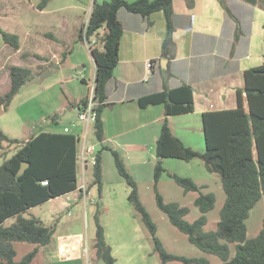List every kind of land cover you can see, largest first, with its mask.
<instances>
[{"label": "trees", "instance_id": "obj_1", "mask_svg": "<svg viewBox=\"0 0 264 264\" xmlns=\"http://www.w3.org/2000/svg\"><path fill=\"white\" fill-rule=\"evenodd\" d=\"M49 0L38 5L43 8ZM256 2L257 0H250ZM192 5L193 0H188ZM121 8L148 16L162 10L167 22L163 40V54L167 55L174 46L173 0H106L95 1L86 24L81 28L79 37L88 41L94 39L101 46H91L96 65L93 99L97 101V117L94 133L100 141L104 139L103 108L107 103V84L119 63V49L123 36V25L118 12ZM0 34L6 43L19 49V35L0 27ZM42 58L41 55H36ZM65 58V57H64ZM35 73L28 67L14 65L10 69L11 85L8 91L0 94V110L7 111L13 98L25 82ZM248 103L243 102L242 91L238 90V103L235 108L207 110L202 113L203 131L206 149L201 152L176 136L170 125L169 116L190 113L195 110L193 88L182 85L165 89L157 94L139 100L142 106L164 104V120L159 134L154 172V188L158 207L169 217L171 223L188 236L189 241L204 252L221 257L216 264H264V225L252 238L247 237V219L251 209L264 194V64L245 71ZM89 98L81 99L72 106L87 103ZM76 133L64 131H40L24 141L17 151L0 165V264H31L41 246L52 243L56 224L47 225L35 215L24 216L32 207L43 204L52 198L65 195L78 188V142ZM19 144L0 129V153L5 143ZM115 163L121 177L130 187L129 201L141 214L142 220L154 240V249L162 263L179 260L184 264H212L205 257H187L168 252L157 236V225L140 199L137 182L127 170L117 150H112ZM176 158L191 161L199 158L211 173H218L226 193L225 202L220 211V219L214 230L206 231L207 212L215 206L213 192H201L192 177L181 176L163 166L164 158ZM100 151L96 154L93 168V183L101 190L102 163ZM29 162L25 172L18 176L22 162ZM163 172L173 178L184 192H199L194 204L201 215L190 222L185 217L190 208L177 201L166 202L159 192L158 182ZM46 181V183H43ZM102 209L97 205L94 214L95 234L93 248L97 259L105 264H115L112 246L106 238L101 223ZM15 217L16 220L5 225ZM16 242H28L35 247L20 260L16 259ZM234 244L235 254L231 257Z\"/></svg>", "mask_w": 264, "mask_h": 264}, {"label": "crops", "instance_id": "obj_2", "mask_svg": "<svg viewBox=\"0 0 264 264\" xmlns=\"http://www.w3.org/2000/svg\"><path fill=\"white\" fill-rule=\"evenodd\" d=\"M55 1L49 0L42 9L38 7L42 0H29L23 6L26 12L21 19L22 29L14 30L20 41L17 52L23 47L34 49L44 44L52 54L49 59L63 55L64 45L79 38L84 24L81 14L88 11L89 20L94 2L106 0H66L61 6L53 3ZM16 4L19 0L10 5L12 10L17 9ZM173 12L174 46L164 55L163 40L167 30L164 12L158 10L143 16L125 8L119 10L123 25L119 63L108 81L107 103L102 113L103 144H112L120 150L130 160L129 171L152 183L157 162L156 145L165 117L164 104L142 106L139 100L165 89L190 85L195 110L170 115L169 125L184 144L203 152L206 143L202 113L235 108L238 90L242 91L243 102L247 104L245 71L264 64L263 0H193L192 5L188 0H173ZM79 126V131L74 132L82 131L83 123ZM166 159H163L166 166L167 162L170 164L167 170L185 173L182 168L187 165L181 159ZM81 169L78 159L77 174L81 175ZM77 189L45 202L52 204L49 214L77 204ZM70 194H73L72 199ZM106 237L111 244L107 231ZM34 247L33 244L28 252ZM89 249V239L81 232H55L52 243L41 246L31 264H91ZM96 260L95 264H101L102 260Z\"/></svg>", "mask_w": 264, "mask_h": 264}, {"label": "rangeland", "instance_id": "obj_3", "mask_svg": "<svg viewBox=\"0 0 264 264\" xmlns=\"http://www.w3.org/2000/svg\"><path fill=\"white\" fill-rule=\"evenodd\" d=\"M14 1L17 0H0V27L13 33H15L14 30L22 29V20L25 14L23 6L27 5L26 2L29 3V0H19V4H16L17 9L12 10L10 5ZM7 2L9 3L5 8ZM64 2L66 0H57L53 3L61 6ZM7 8L10 12L7 11ZM87 14L88 11L80 16L84 23L83 27L87 24ZM63 38L68 39V37ZM92 45L101 46V43L93 40L88 41L84 36L73 41L69 40V44L64 45L65 53L51 60L49 57L52 54L47 51L44 44L43 46L36 45L34 49L23 47L20 52H17V49L6 43L0 34V94H4L10 88V69L14 65L28 67L32 70V73H37L41 67L48 64L47 67H50L52 71L51 75L41 79L40 83L23 85L13 98L7 111L0 110V129L11 139H17L20 142L19 144L5 143L4 154L0 153V165L6 158L11 157L32 134L40 131H63L67 125L79 131V125H72L73 122H78L79 119L77 109L72 107L71 104L76 103L77 100L91 98L94 94L95 62L89 49ZM36 55L44 57L39 58ZM56 64L58 66H54ZM87 140V144L95 145L97 153L100 151L101 154V190L98 184L93 183L94 166L90 165L86 171L85 188L80 189L82 179L80 173H78L79 184L76 196L79 202L77 204L75 203L70 209L58 210L54 214H49L48 211L52 205L51 203L39 204L25 212L24 216L35 215L40 217L47 225L56 224V234L81 232L86 235L89 239L91 264H95L97 260L91 238L95 234L94 214L97 205H99L102 209L101 223L105 228V232L109 233L110 245L112 251L114 250L113 255L116 257L115 264H163L159 254L154 249L153 237L144 224L141 214L129 201L130 187L119 174L112 152L113 149L117 150V148L112 144L108 146V143L105 146L97 138L92 127H90ZM80 146L81 144L78 143V148ZM118 153L129 171L128 164H131L129 158L125 157L120 150ZM167 160L177 159L167 158ZM180 161L186 163L184 165L187 166L182 168L185 173L179 175L192 177L199 185L207 183L201 188V192H213L216 196L214 208L206 214L207 223L204 227L206 231L214 230L220 219V211L226 198L220 175L215 172H208L204 162L199 158L193 159L192 162ZM163 166L167 169L170 164L167 162L166 166L163 162ZM153 172H155V167ZM129 173L137 182L140 199L156 223L157 236L168 252L187 257H205L212 264L222 262L221 257L204 252L192 244L188 236L171 223L169 217L157 205L154 182L142 179L130 171ZM157 186L166 202L177 201L180 205L190 208L189 214L185 217L188 221L192 222L201 215V211L194 204V199L199 192L185 193L183 187L171 178L167 172L162 173ZM89 190L91 191L90 194ZM68 196L72 199L73 194ZM15 220V217L9 218L5 225H10ZM263 225L264 194L251 209L250 216L247 219V237H255ZM32 245L28 242H16V259L20 260ZM234 254L233 244L231 257ZM101 264L105 263L101 261ZM166 264L184 263L179 260H171Z\"/></svg>", "mask_w": 264, "mask_h": 264}, {"label": "built area", "instance_id": "obj_4", "mask_svg": "<svg viewBox=\"0 0 264 264\" xmlns=\"http://www.w3.org/2000/svg\"><path fill=\"white\" fill-rule=\"evenodd\" d=\"M88 23V21H87ZM86 31V25L84 26V35ZM152 63L149 61L148 66L150 67ZM97 101L93 99V96L89 98L88 102L85 104H82L78 106L77 112H78V122H73L72 125L76 126L79 125V123H83L82 126V131L77 133L74 132V129L67 125L64 127L63 131L67 133H76L79 135L80 140L78 143L81 144V146L78 149V159L81 164V188H85L86 186V171L90 165H93L96 163V154H97V149L96 146L93 144H87V138L90 133V127L93 128L94 131V125L96 122V117H97ZM43 183H46L44 181Z\"/></svg>", "mask_w": 264, "mask_h": 264}, {"label": "water", "instance_id": "obj_5", "mask_svg": "<svg viewBox=\"0 0 264 264\" xmlns=\"http://www.w3.org/2000/svg\"><path fill=\"white\" fill-rule=\"evenodd\" d=\"M54 66H58L57 64L54 65ZM51 68L50 67H46L45 69H43L40 73L34 75L32 78L28 79L24 85H30V84H36V83H40L41 82V79L51 75ZM29 166V162H22L21 164V167L19 168L18 172H17V175L18 176H21L26 168Z\"/></svg>", "mask_w": 264, "mask_h": 264}]
</instances>
